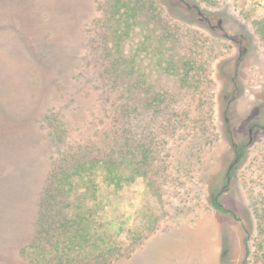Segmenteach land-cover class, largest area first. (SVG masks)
Here are the masks:
<instances>
[{"label":"rangeland","instance_id":"obj_1","mask_svg":"<svg viewBox=\"0 0 264 264\" xmlns=\"http://www.w3.org/2000/svg\"><path fill=\"white\" fill-rule=\"evenodd\" d=\"M190 1L245 27L240 89L228 76L238 47L169 0H153L121 44L146 98L128 94L127 78L113 91L106 0H0V264H37L22 249L60 152L115 137L137 156L117 203L136 235L124 233L120 259L68 264H264V128L245 145L248 124H264V0ZM236 90L229 118L243 148L228 182L224 106Z\"/></svg>","mask_w":264,"mask_h":264},{"label":"trees","instance_id":"obj_2","mask_svg":"<svg viewBox=\"0 0 264 264\" xmlns=\"http://www.w3.org/2000/svg\"><path fill=\"white\" fill-rule=\"evenodd\" d=\"M153 0H106L105 26L113 38L117 54L107 52L113 91L119 92V84L127 81L128 94L151 93L145 87L146 75L137 72L133 58L122 53V40L131 29L140 24L142 15ZM105 57V58H106ZM142 85L141 89L138 86ZM133 87V88H132ZM121 91L119 98L122 96ZM133 100V96H132ZM131 106L116 107L118 114L130 115ZM115 137L113 141L88 145H72L60 152L54 162L38 202L35 234L22 249L37 264H68L88 260L110 263L122 256L124 233L136 235L134 228L126 231L122 213L117 203L121 198L123 183L120 174L126 161L134 162V147ZM107 182L97 183L98 174ZM111 190V191H110ZM110 204L105 199L110 197ZM148 215V219H149Z\"/></svg>","mask_w":264,"mask_h":264},{"label":"water","instance_id":"obj_3","mask_svg":"<svg viewBox=\"0 0 264 264\" xmlns=\"http://www.w3.org/2000/svg\"><path fill=\"white\" fill-rule=\"evenodd\" d=\"M169 1H170L172 6L179 7L181 9H183L184 11L189 13L193 18H196L198 21L203 22L204 24L208 25V27H209V29L211 31H213L214 33L218 34L210 26L211 22L214 20L211 17L213 14L207 13L198 4H196V3H194V2H192L190 0H169ZM221 22L222 21H220V23ZM234 36L235 35L230 34L228 32H226L224 35H222V37L224 39H228L230 41L236 42V39H235ZM246 54H247V52H242V51H240V49H238V54L234 58V61H233V66H232L233 68L232 67H229V69L226 68L229 71H231V73L228 74L226 72V70H225V73H227L228 76H229L230 82L232 84H235L236 88H238L237 80H238V77H239V69H240L241 63L244 60ZM238 89H240V88H238ZM237 90L234 92L233 95L228 94V95L225 96L226 100H225V106H224V119H225V122L227 124L228 133L230 134L231 144H232L233 148L235 149V152H236V149L238 148V144L234 141L233 136H232V130H231L230 118H229V108H230L231 103L233 101H235L237 99L238 95H239V92ZM248 127H249V140L247 141V143L245 145H249L250 143H252L253 138H254L253 136H254L255 129L257 127L264 128V124H262V123H260L258 121H251L248 124ZM242 148L243 147L241 146L240 149H242ZM240 158H241V153L238 152V150H237L235 158L233 159V161L230 163V165L228 167V171H227V181L228 182L230 181V178H231L230 173H231L232 169L235 167V165L238 163ZM226 186H227V184H225V185H223L221 187V190H220L219 194L225 190ZM225 252H224V254H225Z\"/></svg>","mask_w":264,"mask_h":264},{"label":"flooded vegetation","instance_id":"obj_4","mask_svg":"<svg viewBox=\"0 0 264 264\" xmlns=\"http://www.w3.org/2000/svg\"><path fill=\"white\" fill-rule=\"evenodd\" d=\"M223 12L227 13L226 11L222 10ZM223 12H218L213 14L211 17L214 19L210 26L213 28L219 36L222 37L226 32L235 35L236 42L231 41L240 51L247 52L248 53V43H249V37L246 35V33L243 32L245 30V27L241 24V22L231 21L228 19L227 15ZM220 21H222L220 23ZM245 43V44H244ZM240 152V148L238 147L236 149V152ZM221 207L220 205H218Z\"/></svg>","mask_w":264,"mask_h":264}]
</instances>
